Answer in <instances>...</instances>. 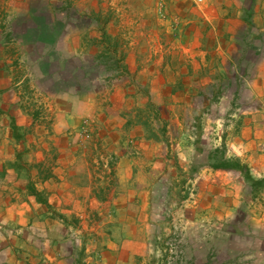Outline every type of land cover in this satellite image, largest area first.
Returning <instances> with one entry per match:
<instances>
[{"label": "crops", "instance_id": "1", "mask_svg": "<svg viewBox=\"0 0 264 264\" xmlns=\"http://www.w3.org/2000/svg\"><path fill=\"white\" fill-rule=\"evenodd\" d=\"M80 11L0 0V264H162L169 212L191 263L264 264V0L161 10L174 49L205 64H166L160 44L159 67L142 61L139 73L157 75L151 88L196 84L209 105L237 106L220 133L178 129L176 149L171 133L145 132L127 95L107 103L91 83L61 81L76 67L59 47L77 56L90 23Z\"/></svg>", "mask_w": 264, "mask_h": 264}, {"label": "rangeland", "instance_id": "2", "mask_svg": "<svg viewBox=\"0 0 264 264\" xmlns=\"http://www.w3.org/2000/svg\"><path fill=\"white\" fill-rule=\"evenodd\" d=\"M70 1L78 6V11L81 9L80 15L89 19L90 23L87 25L84 43L79 45L77 56L67 45L59 47L65 50V56L72 57L71 65L76 67V71L69 69L61 81L68 80V83L77 82L83 85L91 83L102 100H105L106 96L107 103L114 95L120 98L127 95V101L123 105L134 107L132 116L144 122L146 133H171L168 139L170 148H177L178 139L175 140L173 133H178L180 128L186 130V133H220L222 125L231 119L227 118V115L234 113L237 108L235 101L230 102L232 105L222 106L220 100H211L209 105L210 102L202 100L205 95L203 90L194 87L196 84H193L191 89L160 90L151 88L156 74L139 73L142 61L145 69L156 70L159 67L155 51L160 44L165 47L168 56L164 61L171 66L176 65L178 61L183 65H194L195 62L197 66H203L205 61L201 56L196 57L195 61L188 59L185 54L174 49L178 44L174 43L172 26H164L159 21L162 19L161 10L166 5H157V0ZM145 38L150 41L149 46L152 47H149V53L145 54L146 61L141 59L140 49ZM210 65L213 66L211 62ZM56 68L55 66L54 70ZM20 72H25V76L26 68ZM200 96L202 99L198 98ZM218 116L220 119L215 120ZM88 129L89 133H103L94 131L92 125L88 126ZM186 143L187 141L182 139L181 144ZM173 156L175 157V154H172L171 159ZM200 161H205V157H200ZM189 187L192 188L190 184ZM261 202L263 204V201ZM167 203L175 204L172 198ZM177 221V218L174 220L172 217V212H169L164 220L170 232L166 236L165 259L162 264H193L184 251L186 246L183 230H180V222Z\"/></svg>", "mask_w": 264, "mask_h": 264}, {"label": "built area", "instance_id": "3", "mask_svg": "<svg viewBox=\"0 0 264 264\" xmlns=\"http://www.w3.org/2000/svg\"><path fill=\"white\" fill-rule=\"evenodd\" d=\"M167 1L169 0H157L158 5H166ZM192 5L196 8H198L199 10L203 11V9H205L206 4L208 3L209 0H189ZM85 134L88 133V131L84 132ZM86 138H89V135H86Z\"/></svg>", "mask_w": 264, "mask_h": 264}, {"label": "trees", "instance_id": "4", "mask_svg": "<svg viewBox=\"0 0 264 264\" xmlns=\"http://www.w3.org/2000/svg\"><path fill=\"white\" fill-rule=\"evenodd\" d=\"M146 125V123H145ZM215 168H224V169H229L230 166L226 164H220V165H214Z\"/></svg>", "mask_w": 264, "mask_h": 264}]
</instances>
